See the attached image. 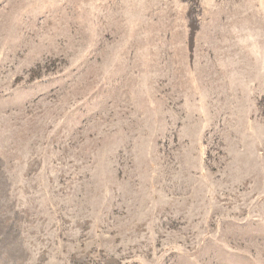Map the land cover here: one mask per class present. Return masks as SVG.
Listing matches in <instances>:
<instances>
[{
	"label": "rangeland",
	"instance_id": "1",
	"mask_svg": "<svg viewBox=\"0 0 264 264\" xmlns=\"http://www.w3.org/2000/svg\"><path fill=\"white\" fill-rule=\"evenodd\" d=\"M0 264H264V0H0Z\"/></svg>",
	"mask_w": 264,
	"mask_h": 264
}]
</instances>
